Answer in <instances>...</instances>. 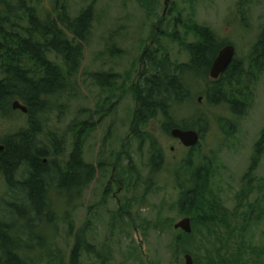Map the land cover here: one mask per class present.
<instances>
[{
	"label": "rangeland",
	"instance_id": "rangeland-1",
	"mask_svg": "<svg viewBox=\"0 0 264 264\" xmlns=\"http://www.w3.org/2000/svg\"><path fill=\"white\" fill-rule=\"evenodd\" d=\"M88 5L93 8V21L80 70L70 90L51 102L54 109L43 119L38 144L52 155L50 135L62 140L57 164H63L75 134L85 125L88 128L80 131L82 158L94 167V176L72 199L74 207L68 213L63 206L54 210L51 223L43 228V218L30 213L26 223L9 212L8 203L17 199L0 174V222L15 231L25 227V232L28 224L30 235L39 234L42 243L48 242L46 250L40 247L37 256H29V264H69L77 235L91 249L80 252L78 264H183V254H176L172 245L180 231L173 224L190 215L186 205L180 211L177 185L189 180L202 161L210 166L209 195L226 209L215 233L224 235L226 226L234 223L239 234L243 215L252 208L254 218L244 229L245 263L264 264V141L250 169L264 132V60L260 68L249 61L264 27V0H68L71 15ZM194 23L210 27L220 40L234 45L242 72L240 85L236 88L232 83L227 95L240 103L236 110L228 102L218 106L206 102L202 91L212 88L210 82L186 79L195 109L186 108L175 119L197 121L200 136L196 145L187 148L164 131L161 116L134 129L136 100L131 87L142 70L138 58L146 48L158 50L171 62L187 61L184 45L195 40L190 32ZM93 71L116 74L114 86H99L89 76ZM26 122L20 110L8 113L0 118V137ZM148 136L162 150L164 160L152 181ZM243 187L248 195L240 201L237 193ZM52 196V206L59 207L62 202ZM13 230L9 233L19 234ZM212 241L220 246L215 238ZM229 245L235 251L239 244Z\"/></svg>",
	"mask_w": 264,
	"mask_h": 264
},
{
	"label": "trees",
	"instance_id": "trees-1",
	"mask_svg": "<svg viewBox=\"0 0 264 264\" xmlns=\"http://www.w3.org/2000/svg\"><path fill=\"white\" fill-rule=\"evenodd\" d=\"M92 21L91 5L71 15L68 0H47L46 3L44 0H0V118L14 112V100L25 105L28 110L22 113L27 119L25 126L0 137V145H3L0 151V174L15 193L17 201L9 202L8 207L16 220L20 218L27 223L31 213L43 218L44 228L51 223L56 209L65 208L68 213L74 207L75 200L72 199L94 176V167L82 158L83 135L80 131L83 132L85 125L75 134L72 151L63 164H57L63 150L62 140L57 141L54 134L50 135L54 146L52 155H47L45 147L38 144L43 119L54 109L51 102L70 90L73 78L80 70L83 44ZM190 32L195 40L184 45L188 55L186 62H171L158 50L149 48L140 54L138 61L142 70L131 87L136 100L132 121L135 126L132 125V128L134 126L137 129L150 119L161 116L163 129L167 133L173 127L195 129L198 126L195 120L187 118L176 122L175 119L182 110L195 109V101L186 80L192 77L212 84L211 89L202 91L207 103L218 106L228 102L233 109L239 108L237 106L240 103L228 100L227 95L232 83L236 88L240 85L241 63L234 56L220 77L211 79L209 68L219 49L228 43L220 40L205 25L191 24ZM109 52L114 54V49L109 48ZM263 60L264 27L252 45L249 61L251 66L260 68ZM89 76L101 87L114 86L117 78L116 74L104 71H93ZM148 141V178L152 181L164 160L162 150L155 141L151 138ZM263 141L264 132L256 143L250 169L259 157V146ZM47 156L51 160H47ZM210 172L209 164L201 161L192 171L190 179L177 185L178 204L182 206L178 207L182 212L183 206L189 207L192 230L190 233L178 232L172 242L174 252L190 253L194 264H246L245 254L248 251L243 245L246 243L244 229L251 225L253 209L249 208L248 213L243 215L244 223L239 234L235 232L237 226L234 223L226 226L224 235L216 234L215 226L224 222L226 209L209 195ZM244 190L245 187L237 193L240 201L248 195ZM52 195L62 202L59 207L52 206ZM13 228L8 223L0 222V264H29L30 255L37 256L40 247L46 250L48 242L43 240L42 243L37 236L39 234L30 235L28 224V232H25V227L16 231ZM10 230L18 232L19 236L17 233L10 234ZM214 238L220 246L214 245ZM231 243L239 244L235 251H232ZM74 244L69 264H78L81 251L91 253L89 245L82 244L80 235H77ZM249 251L252 252L251 247ZM256 251L260 256L259 250Z\"/></svg>",
	"mask_w": 264,
	"mask_h": 264
},
{
	"label": "water",
	"instance_id": "water-1",
	"mask_svg": "<svg viewBox=\"0 0 264 264\" xmlns=\"http://www.w3.org/2000/svg\"><path fill=\"white\" fill-rule=\"evenodd\" d=\"M235 55V47L232 44L224 45L219 49L216 57L214 58L208 74L211 79L218 78L231 63ZM12 109H18L22 113H27V107L21 104L18 100L12 102ZM173 138L180 141L185 147H192L199 141V133L194 129H181L179 127H173L169 131ZM3 149V145H0V151ZM175 229H180L185 233H190L191 228V218L188 216L182 217L177 222L173 224ZM183 264H194L193 257L190 253L183 254Z\"/></svg>",
	"mask_w": 264,
	"mask_h": 264
},
{
	"label": "flooded vegetation",
	"instance_id": "flooded-vegetation-1",
	"mask_svg": "<svg viewBox=\"0 0 264 264\" xmlns=\"http://www.w3.org/2000/svg\"><path fill=\"white\" fill-rule=\"evenodd\" d=\"M226 45V44H225ZM224 46V45H223ZM220 77V76H219ZM176 139V138H175ZM179 143H180V141L178 140V139H176ZM181 144V143H180ZM188 148V147H187Z\"/></svg>",
	"mask_w": 264,
	"mask_h": 264
}]
</instances>
